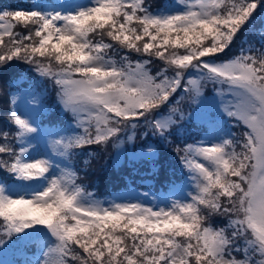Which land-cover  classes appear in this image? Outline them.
Returning <instances> with one entry per match:
<instances>
[{"label": "snow or ice", "instance_id": "obj_1", "mask_svg": "<svg viewBox=\"0 0 264 264\" xmlns=\"http://www.w3.org/2000/svg\"><path fill=\"white\" fill-rule=\"evenodd\" d=\"M175 5L64 0L59 10H0V89L11 105L0 129V264H264V5ZM246 31L259 39L233 54ZM151 58L161 62L155 73ZM14 62L53 84L76 132L41 128L46 88L4 80ZM222 117L245 131L224 132ZM40 134L43 151L33 144ZM122 135L134 146L114 164H147L155 177L164 172L162 149L171 150L191 190L163 206L96 199L73 159L94 157L77 151L91 146H123Z\"/></svg>", "mask_w": 264, "mask_h": 264}, {"label": "trees", "instance_id": "obj_2", "mask_svg": "<svg viewBox=\"0 0 264 264\" xmlns=\"http://www.w3.org/2000/svg\"><path fill=\"white\" fill-rule=\"evenodd\" d=\"M38 0H0V10L10 9V10H28L33 8V4ZM40 2H45L46 0H39ZM174 0H147V3L151 6L152 10H158L172 4ZM31 7V8H30ZM258 21H264V9L258 13ZM264 25H257V30L259 27ZM22 30V26L20 29ZM245 35H247L245 37ZM259 39V36L255 35L253 32L246 31L243 33L241 38L235 42L236 46L233 47L232 53L239 54L241 51V46L248 47V42L255 43ZM182 51V50H181ZM131 57L135 59H143L145 57H139L135 53L130 54ZM153 63L150 65L153 73L160 67V63L155 58H151ZM22 76L24 81L39 85L41 88H46L43 95L46 97V108L47 105H51V109H47L44 112V117L41 120L42 123L49 125L55 124L57 127L71 126L72 118L66 113L60 112L55 105L54 96V86L51 82H47L46 85L41 84V82L36 78V74L27 66L19 62H14L7 69L3 71V79L10 80L12 78ZM208 96H212L211 86L206 90ZM3 99V92H2ZM11 107L10 104L3 102L0 107V129H7L8 126V113L4 109ZM189 110V109H188ZM189 127L193 133V139H200L204 136V130L199 129L195 121L189 124ZM121 139L126 140L125 136H121ZM143 137L140 136L139 131L137 132V139L134 142L135 145H139L141 142L138 140ZM127 141V140H126ZM119 141L110 142L108 145L91 146L85 150L77 151H91L95 153V156L89 158L86 154L75 156L73 162L75 167L79 171L81 177L80 182L85 184L90 192L95 196L105 197L114 192L121 191L129 187H135L141 190L153 189L155 192L159 193L161 191H168L169 187L173 186L168 182L169 178L174 180L175 185H180L186 181V175L181 169L178 158L175 153L168 149H162V159L164 172L162 175L153 176L151 168L149 165H138V170L133 171L132 167L127 163H123V157L116 164L113 163L115 155L120 151V147H114L113 144H119ZM191 142V141H189ZM2 143V141H0ZM129 148H133V143H128ZM131 149L129 151H131ZM6 158V157H4ZM85 160L88 161L85 164ZM87 173V175H85ZM6 179V177H5ZM222 218V217H219Z\"/></svg>", "mask_w": 264, "mask_h": 264}, {"label": "rangeland", "instance_id": "obj_3", "mask_svg": "<svg viewBox=\"0 0 264 264\" xmlns=\"http://www.w3.org/2000/svg\"><path fill=\"white\" fill-rule=\"evenodd\" d=\"M64 0H46L45 2H40L39 0L37 2H35L32 6L33 8H31L30 11L32 10H36V11H52L53 9L59 10L58 5L60 3H63ZM261 4L264 5V0H261ZM167 8L170 11L176 10V5H175V0L172 2V4L163 7L161 9ZM264 9V6H262L261 8L258 9V13ZM158 10H154V11H159ZM247 35H245L246 37ZM158 63H160L159 65H161V62L158 61ZM3 102L2 99V89H0V107L1 104ZM191 105V101L189 99H185L184 101H182L180 107L187 112L189 107ZM23 107V106H22ZM48 108H46L45 105V111H47ZM38 123L40 124L41 128L46 132L48 130L51 129L52 125L46 124V123H42L41 120L38 121ZM233 123L232 121L228 120L227 117H222L221 118V124H222V129L224 132H228V131H233L235 132L238 136L240 134L243 133V131H245V129L242 126L236 125L235 127H233ZM57 129L60 131V133L62 135H72L74 132H76L77 130L74 128V126L71 124L70 128L69 126H62V127H57ZM121 139V137H120ZM123 140V139H122ZM139 142L142 141V139L138 140ZM116 142V141H113ZM45 143H46V137H44L42 134L37 135L34 139H33V144L38 146V151H43L45 148ZM119 143V142H118ZM124 149H127L128 151L131 149L128 147L127 145V141L125 140V143L123 146H120V151L122 152ZM80 182V181H79ZM81 183V182H80ZM191 190V185L189 184V182L186 180L183 184L181 185H175V187H171L170 190L166 193L161 192V193H157L155 192L153 189H148V190H140L137 188H131V189H127V190H122L121 192H117L114 193L112 195H109L107 197L104 198H100L95 196L96 199H99L101 201H111V200H120L121 198H126L128 200H133V201H139L144 203L145 205H149V204H156V203H160L161 206H163V203L168 202L171 199H174L176 197H179L181 195H184L187 191ZM223 217L219 218V217H214L213 218V222L216 224H219L221 222H223ZM32 258V257H30Z\"/></svg>", "mask_w": 264, "mask_h": 264}]
</instances>
